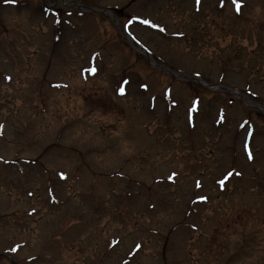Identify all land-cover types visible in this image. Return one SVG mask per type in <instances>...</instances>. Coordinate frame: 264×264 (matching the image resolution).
Returning a JSON list of instances; mask_svg holds the SVG:
<instances>
[{"label":"rangeland","instance_id":"374dc122","mask_svg":"<svg viewBox=\"0 0 264 264\" xmlns=\"http://www.w3.org/2000/svg\"><path fill=\"white\" fill-rule=\"evenodd\" d=\"M229 1L0 0V264H264V0Z\"/></svg>","mask_w":264,"mask_h":264},{"label":"snow or ice","instance_id":"6c2138e0","mask_svg":"<svg viewBox=\"0 0 264 264\" xmlns=\"http://www.w3.org/2000/svg\"><path fill=\"white\" fill-rule=\"evenodd\" d=\"M12 2H15V0H12ZM195 2H196L197 5H199L200 2H201V0H195ZM232 3L235 5V10H236L237 12H240V11H241V7H242L241 0H232ZM221 6H223V0H221ZM143 23H144V24H151V22L148 21V20H144ZM152 26H153V27H157L156 25H152ZM161 30L163 31V29H161ZM91 71L95 72V69H92ZM8 79H11V78L8 77ZM125 83H127V82H125ZM143 87L146 88L147 85H143ZM119 91H120V94H124L125 89H124L123 87H121V88L119 89ZM223 119H224V117H223V115H221V120H223ZM242 127H243V125H242ZM244 149H245V151H246V153H247V158H248L249 160L253 159V153H252V150L250 149V147H249V145H248L247 143L244 144ZM227 175L230 177V176L233 175V173L229 172ZM235 175H240V173L237 172V173H235ZM61 178H65L63 173H61ZM224 182H225L224 180H221L219 183H220L221 185H223ZM200 199L204 200V199H206V197H201Z\"/></svg>","mask_w":264,"mask_h":264},{"label":"bare ground","instance_id":"6f19581e","mask_svg":"<svg viewBox=\"0 0 264 264\" xmlns=\"http://www.w3.org/2000/svg\"><path fill=\"white\" fill-rule=\"evenodd\" d=\"M248 100V99H247Z\"/></svg>","mask_w":264,"mask_h":264}]
</instances>
